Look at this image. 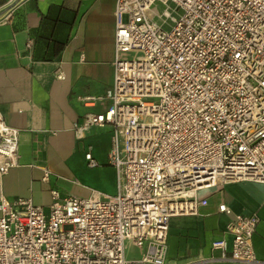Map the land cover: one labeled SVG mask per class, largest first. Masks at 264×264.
Wrapping results in <instances>:
<instances>
[{
  "label": "built area",
  "instance_id": "1",
  "mask_svg": "<svg viewBox=\"0 0 264 264\" xmlns=\"http://www.w3.org/2000/svg\"><path fill=\"white\" fill-rule=\"evenodd\" d=\"M155 2L165 4L157 17L169 29L150 17ZM113 15L112 84L79 97L105 106L73 129L81 138L91 126H110L117 191L78 197L51 189L44 209L0 189V264H165L169 218L197 213L207 202L199 188L264 183V0H116ZM17 136L0 114V180L16 164ZM85 159L97 164L90 151ZM217 209L232 214L230 247L214 239L218 256L199 262L259 264L258 216ZM126 242L138 257L126 256Z\"/></svg>",
  "mask_w": 264,
  "mask_h": 264
},
{
  "label": "crops",
  "instance_id": "2",
  "mask_svg": "<svg viewBox=\"0 0 264 264\" xmlns=\"http://www.w3.org/2000/svg\"><path fill=\"white\" fill-rule=\"evenodd\" d=\"M115 3L0 0V114L18 131L16 164L0 180L6 198L29 197L47 209L51 189L78 197L91 190L116 193V172L107 160L110 126H91L81 138L73 129L105 106H86L79 97L102 94L112 84ZM61 71L62 80L56 78ZM88 151L97 162L93 167L86 163ZM196 195L207 201L197 213L169 218L165 264H244L199 262L218 256L210 245L214 239L223 237L230 247L225 226L232 214L219 212L221 203L232 213L258 216L252 245L264 264V183L227 181L201 187Z\"/></svg>",
  "mask_w": 264,
  "mask_h": 264
},
{
  "label": "rangeland",
  "instance_id": "3",
  "mask_svg": "<svg viewBox=\"0 0 264 264\" xmlns=\"http://www.w3.org/2000/svg\"><path fill=\"white\" fill-rule=\"evenodd\" d=\"M169 5H170L171 8L174 7V4H172V3H170ZM165 7H166L165 4H162V3H160V2H155V3L151 6V10H150V12H149V15H150V17L152 18V20L157 21L158 23H162V27H163L164 29H169V28H170V25H171V24H170V20H166L165 22H162V20H161L160 18L157 17V14L162 13V11H163V9H164ZM171 8H170V9H171ZM178 13H179V11H174V12H172V14H173L174 16H178ZM71 34L73 35V32H72ZM139 54H140V53H139L138 51H133V52H131V56H138ZM140 252H141V250H140L138 247L132 245L131 243L126 242L125 253H126V256H127L128 258H131V257H138L139 254H140Z\"/></svg>",
  "mask_w": 264,
  "mask_h": 264
},
{
  "label": "trees",
  "instance_id": "4",
  "mask_svg": "<svg viewBox=\"0 0 264 264\" xmlns=\"http://www.w3.org/2000/svg\"><path fill=\"white\" fill-rule=\"evenodd\" d=\"M60 46H61V44H58V47H57V49H58Z\"/></svg>",
  "mask_w": 264,
  "mask_h": 264
},
{
  "label": "bare ground",
  "instance_id": "5",
  "mask_svg": "<svg viewBox=\"0 0 264 264\" xmlns=\"http://www.w3.org/2000/svg\"><path fill=\"white\" fill-rule=\"evenodd\" d=\"M166 14H168V11H166Z\"/></svg>",
  "mask_w": 264,
  "mask_h": 264
}]
</instances>
